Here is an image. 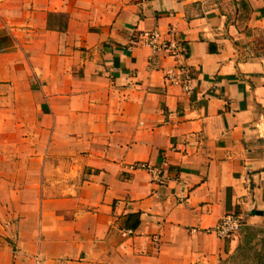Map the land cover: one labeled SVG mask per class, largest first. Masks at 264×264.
<instances>
[{
    "label": "crops",
    "instance_id": "obj_1",
    "mask_svg": "<svg viewBox=\"0 0 264 264\" xmlns=\"http://www.w3.org/2000/svg\"><path fill=\"white\" fill-rule=\"evenodd\" d=\"M231 1L0 0V264H264V0Z\"/></svg>",
    "mask_w": 264,
    "mask_h": 264
},
{
    "label": "built area",
    "instance_id": "obj_2",
    "mask_svg": "<svg viewBox=\"0 0 264 264\" xmlns=\"http://www.w3.org/2000/svg\"><path fill=\"white\" fill-rule=\"evenodd\" d=\"M145 47L152 53H163L175 62V67L167 72L166 79L170 85L180 86L185 92L192 91V78L189 70L184 64L186 60V51L181 43L175 39H165L157 31L140 32L132 37L129 42V48ZM149 67L154 68L156 62L151 59ZM130 171H144L150 177L152 182L157 185H163L166 178L161 168L150 166L147 163H134L128 166ZM242 228V217L235 213L226 214L214 227L203 230H193L204 235L214 236L218 240L226 241L235 237ZM36 264H40L36 259Z\"/></svg>",
    "mask_w": 264,
    "mask_h": 264
},
{
    "label": "rangeland",
    "instance_id": "obj_3",
    "mask_svg": "<svg viewBox=\"0 0 264 264\" xmlns=\"http://www.w3.org/2000/svg\"><path fill=\"white\" fill-rule=\"evenodd\" d=\"M213 1H217V0H213ZM219 3H222L223 6H225V8L229 11L231 10V5H233V2L231 0H218Z\"/></svg>",
    "mask_w": 264,
    "mask_h": 264
}]
</instances>
